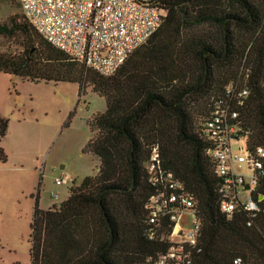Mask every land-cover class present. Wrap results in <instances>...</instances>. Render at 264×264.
<instances>
[{"label": "trees", "instance_id": "16d2710c", "mask_svg": "<svg viewBox=\"0 0 264 264\" xmlns=\"http://www.w3.org/2000/svg\"><path fill=\"white\" fill-rule=\"evenodd\" d=\"M154 3L160 25L110 75L51 45L22 10L0 21V72L76 83L78 100L88 89L105 100L83 149L98 158L97 172L57 205L35 198L29 264H149L171 244L169 215L149 222L146 204L160 191L192 199L199 227L188 264H264V158L251 191L257 208L226 213L204 130L216 104L228 106L247 149L264 148V0ZM8 121L0 115V142Z\"/></svg>", "mask_w": 264, "mask_h": 264}, {"label": "built area", "instance_id": "2783aa9c", "mask_svg": "<svg viewBox=\"0 0 264 264\" xmlns=\"http://www.w3.org/2000/svg\"><path fill=\"white\" fill-rule=\"evenodd\" d=\"M19 3L25 17L47 42L102 75L114 73L132 50L158 28L163 16L154 0H19ZM246 94L247 90L242 89L239 96ZM237 118V111L216 104L204 126L212 143L208 153L215 162V173L223 177L220 208L226 213L238 203L247 210L257 208L251 191L264 158V148L253 152L247 149L246 135L241 132ZM244 162L250 170L247 179L234 168ZM167 177L170 188L181 187L171 174ZM69 181L68 174L55 179L56 184ZM192 205L185 192L160 191L149 198L146 207L150 223H156L165 214L174 222L168 250L149 264H188L190 246L195 243L199 227ZM187 210L189 218L183 222L182 214Z\"/></svg>", "mask_w": 264, "mask_h": 264}, {"label": "rangeland", "instance_id": "374dc122", "mask_svg": "<svg viewBox=\"0 0 264 264\" xmlns=\"http://www.w3.org/2000/svg\"><path fill=\"white\" fill-rule=\"evenodd\" d=\"M13 12L21 13L19 0H0V21ZM104 108V98L89 89L78 100L76 83L33 82L0 72V115L9 120L0 142L7 156L0 161V264H29L35 198L40 208L57 205L71 185L97 172L98 158L83 149L92 134L89 120ZM234 168L248 178L245 162ZM64 174L71 181L56 184Z\"/></svg>", "mask_w": 264, "mask_h": 264}, {"label": "crops", "instance_id": "0c3cea01", "mask_svg": "<svg viewBox=\"0 0 264 264\" xmlns=\"http://www.w3.org/2000/svg\"><path fill=\"white\" fill-rule=\"evenodd\" d=\"M7 75H8V74H7ZM12 78H15V77H13V76H12ZM182 217H183V218H185V219H187V218H188V217H186V214H185V212L182 214ZM184 221H185V220H183V222H184Z\"/></svg>", "mask_w": 264, "mask_h": 264}]
</instances>
